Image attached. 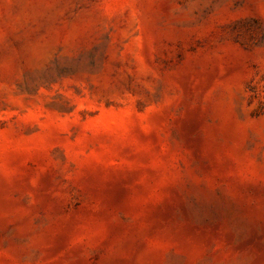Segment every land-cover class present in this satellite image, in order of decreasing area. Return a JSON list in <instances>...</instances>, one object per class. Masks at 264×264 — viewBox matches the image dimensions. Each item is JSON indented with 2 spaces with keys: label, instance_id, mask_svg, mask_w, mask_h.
<instances>
[{
  "label": "rangeland",
  "instance_id": "374dc122",
  "mask_svg": "<svg viewBox=\"0 0 264 264\" xmlns=\"http://www.w3.org/2000/svg\"><path fill=\"white\" fill-rule=\"evenodd\" d=\"M0 264H264V0H0Z\"/></svg>",
  "mask_w": 264,
  "mask_h": 264
}]
</instances>
